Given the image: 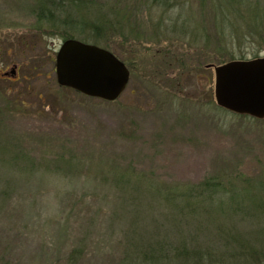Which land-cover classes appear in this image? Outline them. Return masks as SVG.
<instances>
[{"label": "rangeland", "instance_id": "rangeland-1", "mask_svg": "<svg viewBox=\"0 0 264 264\" xmlns=\"http://www.w3.org/2000/svg\"><path fill=\"white\" fill-rule=\"evenodd\" d=\"M94 1L122 14L104 33L129 69L113 101L58 85L64 38L36 0H0V264H124L177 239L155 192L208 176L264 195V118L219 107L208 66L264 56V0ZM256 223L229 244L246 264H264Z\"/></svg>", "mask_w": 264, "mask_h": 264}, {"label": "trees", "instance_id": "trees-1", "mask_svg": "<svg viewBox=\"0 0 264 264\" xmlns=\"http://www.w3.org/2000/svg\"><path fill=\"white\" fill-rule=\"evenodd\" d=\"M147 1L155 6L172 2ZM36 3L38 25H46L64 39L77 38L110 50L111 44L105 40L104 33H109L112 20L115 31L120 30L123 22L119 9L94 0H36ZM122 179H125L123 175L117 180ZM233 182L226 179L223 184L220 178L208 176L196 183L172 187V193L155 192L160 203H166L167 208L171 206L168 216L177 239L164 242L157 239L152 245L137 247L125 254L124 264H237L239 258L246 264L247 258L233 253L236 250H231L229 244L238 243L242 237L237 226L239 221L247 218L257 225L264 223V195L251 194L250 186L240 191ZM76 251L77 248L71 252L70 260Z\"/></svg>", "mask_w": 264, "mask_h": 264}, {"label": "water", "instance_id": "water-1", "mask_svg": "<svg viewBox=\"0 0 264 264\" xmlns=\"http://www.w3.org/2000/svg\"><path fill=\"white\" fill-rule=\"evenodd\" d=\"M58 85L83 95L115 100L125 89L129 69L115 54L77 38L62 40L54 59ZM216 104L238 115L264 118V56L209 64ZM15 68L4 75L14 76Z\"/></svg>", "mask_w": 264, "mask_h": 264}]
</instances>
